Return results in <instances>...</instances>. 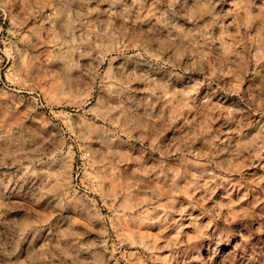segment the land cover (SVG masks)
I'll return each mask as SVG.
<instances>
[{"label":"rangeland","instance_id":"obj_1","mask_svg":"<svg viewBox=\"0 0 264 264\" xmlns=\"http://www.w3.org/2000/svg\"><path fill=\"white\" fill-rule=\"evenodd\" d=\"M0 264H264V0H0Z\"/></svg>","mask_w":264,"mask_h":264}]
</instances>
